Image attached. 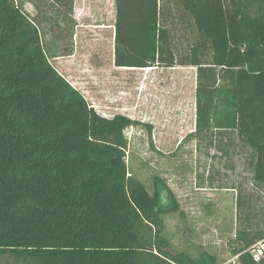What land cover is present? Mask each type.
<instances>
[{"label": "trees", "instance_id": "1", "mask_svg": "<svg viewBox=\"0 0 264 264\" xmlns=\"http://www.w3.org/2000/svg\"><path fill=\"white\" fill-rule=\"evenodd\" d=\"M24 1L0 0V256L17 264H221L207 251L173 249L165 222L180 211L175 195L160 178L149 190L126 160L125 130L137 122L101 115L57 70ZM115 7L118 67L196 68L192 135L231 160L244 155L263 199L257 207L252 194L238 193L233 254L264 264L248 251L264 238V0Z\"/></svg>", "mask_w": 264, "mask_h": 264}, {"label": "rangeland", "instance_id": "2", "mask_svg": "<svg viewBox=\"0 0 264 264\" xmlns=\"http://www.w3.org/2000/svg\"><path fill=\"white\" fill-rule=\"evenodd\" d=\"M68 2L24 1V10L40 22L50 61L98 113L123 114L137 122L125 130L126 160L149 190L160 178L175 195L180 211L165 222L173 249L193 256L207 251L221 264H235L238 193L252 194L257 207L263 199L244 170V155L231 160L192 135L196 69L118 67L115 0H74L64 21ZM0 264L17 263L0 256Z\"/></svg>", "mask_w": 264, "mask_h": 264}, {"label": "built area", "instance_id": "3", "mask_svg": "<svg viewBox=\"0 0 264 264\" xmlns=\"http://www.w3.org/2000/svg\"><path fill=\"white\" fill-rule=\"evenodd\" d=\"M249 253L251 254L253 260L255 262H260L264 257V238L257 241L253 244L249 249ZM235 264H243L240 261L235 262Z\"/></svg>", "mask_w": 264, "mask_h": 264}, {"label": "crops", "instance_id": "4", "mask_svg": "<svg viewBox=\"0 0 264 264\" xmlns=\"http://www.w3.org/2000/svg\"><path fill=\"white\" fill-rule=\"evenodd\" d=\"M185 68V67H184ZM188 68H195V67H188ZM196 69V68H195Z\"/></svg>", "mask_w": 264, "mask_h": 264}, {"label": "bare ground", "instance_id": "5", "mask_svg": "<svg viewBox=\"0 0 264 264\" xmlns=\"http://www.w3.org/2000/svg\"><path fill=\"white\" fill-rule=\"evenodd\" d=\"M133 69H134V67H133ZM135 69H137V68H135Z\"/></svg>", "mask_w": 264, "mask_h": 264}]
</instances>
